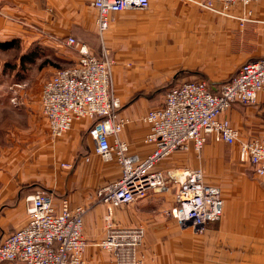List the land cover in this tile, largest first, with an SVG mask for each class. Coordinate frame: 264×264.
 <instances>
[{"label": "crops", "instance_id": "crops-1", "mask_svg": "<svg viewBox=\"0 0 264 264\" xmlns=\"http://www.w3.org/2000/svg\"><path fill=\"white\" fill-rule=\"evenodd\" d=\"M91 1L0 0V241L25 223V198L45 189L55 196L56 205L65 199L71 207L87 208L83 218L87 241L84 258L90 264H113L97 246L105 236L104 217L108 212L98 198L101 187L119 176V166L95 154L88 135L91 122L87 119L75 121L59 138L52 139L48 134L40 92L43 83L64 67L49 66L45 54L49 51L55 61H62L63 49H71L75 57L69 67L78 55L64 44L66 37L85 43L96 54L103 45L114 52L112 78L117 99L159 97L161 102L155 108L162 103L163 91L155 95L154 90L150 91L152 86L197 78L221 82L234 74L243 61L264 56V1L251 2L247 9L252 21L240 25L235 17L199 8L194 1L201 0H183V4L180 0H151L144 10L111 13L99 48L93 44L99 31ZM63 3L73 5V17L63 16L59 10ZM32 4L34 10L40 7L37 14H30ZM48 4L53 5L54 14L48 13ZM231 13L239 17L242 9L233 7ZM164 15L179 16L171 27H161L160 17ZM13 49L20 53L15 59L2 54ZM25 67H32L35 74H10ZM260 98L264 94L258 95L256 102ZM256 102L233 103L222 117L232 115L228 111L234 105ZM119 114L141 118L143 110L136 103L122 111L120 108ZM146 132L147 125L132 122L121 131L120 138L128 144L131 154L144 157L152 149L144 142ZM240 135L242 139L256 136ZM230 146L236 151L217 155L218 162L240 163L250 172L244 168L242 172H228L220 184L207 181L220 190L224 214L203 230L182 228L173 218L163 216V210L175 205L172 190L152 193L120 209L111 208L114 223L143 228L140 251L147 258L145 264H264V187L251 165L240 160L238 145ZM165 165L161 162L157 169L165 171Z\"/></svg>", "mask_w": 264, "mask_h": 264}, {"label": "built area", "instance_id": "built-area-1", "mask_svg": "<svg viewBox=\"0 0 264 264\" xmlns=\"http://www.w3.org/2000/svg\"><path fill=\"white\" fill-rule=\"evenodd\" d=\"M151 0H92L99 33L109 24L111 13L147 9ZM257 0L194 1L211 13L237 18L240 25L252 21L247 6ZM239 6L242 14L233 16ZM64 44L77 52L76 62L56 70L41 88L40 106L52 139L61 137L75 121L91 122L88 135L94 152L104 162H116L119 176L101 187L98 202L107 207L105 236L97 243L113 264H142L144 230L113 222L111 208L140 201L152 193L174 189L175 205L167 213L182 228L201 231L220 221L224 201L220 190L205 182L201 169L164 172L157 165L173 152L200 151L211 137L227 145L237 144L239 158L247 161L264 187V137L242 139L240 131L222 117L233 103H255L264 94V56L243 61L224 81L205 78L176 81L169 86L160 105L141 120L147 125L144 142L152 149L144 156L129 152L120 138L131 119L119 114L121 105L113 92L114 61L103 45L99 54L72 36ZM26 221L2 236L0 264H90L84 258V206L71 207L65 199L56 205L50 191L38 189L25 198Z\"/></svg>", "mask_w": 264, "mask_h": 264}, {"label": "rangeland", "instance_id": "rangeland-1", "mask_svg": "<svg viewBox=\"0 0 264 264\" xmlns=\"http://www.w3.org/2000/svg\"><path fill=\"white\" fill-rule=\"evenodd\" d=\"M264 0H261L259 3H261ZM180 4H183V0H180ZM49 5V4H48ZM33 6V4H32ZM47 6V5H46ZM41 8H46L42 7ZM49 9V14H54V8L52 6H47ZM52 8V10H51ZM73 5L72 4H61L59 6V10L62 12L64 17H67L68 19L73 17L75 14L74 10L72 9ZM201 8V7H199ZM32 11H30L31 15L37 14V12L40 10L36 9L34 10V6L32 7ZM203 9V8H201ZM205 10V9H204ZM86 13V12H85ZM179 15H167V16H162L160 17V26L161 27H171L172 21L177 18ZM175 22V21H173ZM73 25V24H72ZM75 27V26H74ZM75 30V29H74ZM105 32V31H104ZM103 32V33H104ZM103 35V34H102ZM100 36L101 34H97L95 36V41H93L94 46L96 48L99 45L100 41ZM99 48V47H98ZM107 49V48H106ZM108 50V49H107ZM101 51V48H100ZM63 60L58 61L54 59L53 55H51V52L47 51L45 54L47 58L44 60L48 61L51 66L56 67L58 69L59 67H67L71 62L73 61V56L75 57L74 51L71 49H63ZM73 53V55H72ZM100 53V52H99ZM110 58L114 61V52L113 51H108ZM6 57H9V59H15L20 53L18 50L13 49L10 51H5L2 53ZM33 62V59H31ZM240 62L242 59L239 60ZM43 64V62H41ZM12 69H10L8 72H10ZM9 74V73H8ZM10 74H16L19 76L25 75H34L35 70L32 67H25L23 69H17L15 72H12ZM159 87V86H158ZM151 88V89H150ZM146 88V90L150 91L154 90V94L160 96L162 90H157V87H150ZM153 95V94H152ZM152 99L149 100H120L119 103L121 105V111L124 110L125 108L131 107L134 104L138 103L142 110L143 114L141 115L142 117L149 111L150 108L153 109V106L156 104L160 103L161 100H158V98L153 99V96H151ZM153 104V105H152ZM151 110V109H150ZM228 112H232V115L227 116V120L230 122L231 125L236 126L238 130L242 133V136H250V135H256V136H264V98L258 99L256 104L250 105V106H239V105H234ZM141 117V118H142ZM129 118V117H128ZM140 117L137 118H129L131 119V123H139L144 125L145 123L141 120ZM146 125V124H145ZM231 150L236 151L234 146H230L227 144H224L222 142L215 141L211 137L208 139L206 144L201 148L200 151H194L191 149L183 150V151H177L173 152L171 155L167 156L165 159H163L164 163H167L165 165L166 169L164 172H169V171H174L177 169L179 172L185 169H201V171L204 174V180L207 183V181L211 183H224V178L226 173L228 172H242L243 168L246 170L247 166L241 165L240 163L237 165L233 164H220L216 158L217 155H230ZM160 162V163H161ZM64 166H66L64 164ZM249 170V168L247 169ZM246 170V171H247ZM250 172V170H249ZM70 173V170L68 171ZM69 177V176H68ZM174 191V189H172ZM125 207V205L117 207L116 209H120ZM173 207V206H172ZM115 209V210H116ZM170 211L168 210H163L162 214L166 218H173L171 215H169L167 212ZM174 219V218H173ZM176 220V219H174ZM142 255V264H145L147 258L144 256L145 253H141ZM110 258V256H109ZM111 260V258H110ZM112 262V261H111Z\"/></svg>", "mask_w": 264, "mask_h": 264}, {"label": "trees", "instance_id": "trees-1", "mask_svg": "<svg viewBox=\"0 0 264 264\" xmlns=\"http://www.w3.org/2000/svg\"><path fill=\"white\" fill-rule=\"evenodd\" d=\"M3 46H7V44H3ZM233 75V74H232ZM231 75V76H232ZM230 76V77H231ZM229 78V77H228ZM176 83V81L174 80V81H172L171 83H168V84H166V85H164V86H160V87H157L158 89L157 90H162L163 91V94H164V92H165V90L169 87V86H172V85H174ZM132 101V100H131ZM233 105V104H232ZM231 105V106H232ZM53 197H55L54 195H53ZM62 200V199H61Z\"/></svg>", "mask_w": 264, "mask_h": 264}]
</instances>
